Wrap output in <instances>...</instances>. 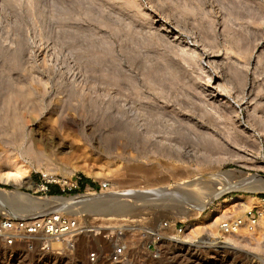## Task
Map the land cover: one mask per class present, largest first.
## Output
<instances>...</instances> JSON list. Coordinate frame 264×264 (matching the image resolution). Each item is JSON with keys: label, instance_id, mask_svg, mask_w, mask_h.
<instances>
[{"label": "rangeland", "instance_id": "1", "mask_svg": "<svg viewBox=\"0 0 264 264\" xmlns=\"http://www.w3.org/2000/svg\"><path fill=\"white\" fill-rule=\"evenodd\" d=\"M17 94L31 95L28 106ZM0 121L2 162L26 172L19 191L114 194L138 215L54 210L88 231L77 250L61 236H42L47 248L32 251L0 242V264H81L87 245L102 242L97 231L114 226L126 229L129 248L119 264H264V190L219 195L237 170L264 175V0H0ZM121 126L128 141L118 140ZM41 172L78 187L51 184L65 188L51 194L38 186ZM82 178L89 183L79 189ZM0 189L15 188L0 180ZM4 207L34 217L22 200ZM172 218L184 220L181 242L161 241L152 257L140 230L160 232ZM235 218L236 231L220 230Z\"/></svg>", "mask_w": 264, "mask_h": 264}, {"label": "built area", "instance_id": "2", "mask_svg": "<svg viewBox=\"0 0 264 264\" xmlns=\"http://www.w3.org/2000/svg\"><path fill=\"white\" fill-rule=\"evenodd\" d=\"M66 184L68 190L78 187L77 182H68L60 179L49 172H41L40 183L38 186L48 191L51 184ZM110 188L109 182L102 181L99 183L100 191H106ZM65 191V188L61 189ZM97 193V192H96ZM102 193V192H100ZM262 208H264V196L260 199ZM250 209L245 213L246 227L253 228L256 221L255 213ZM259 214L258 210L256 211ZM182 219H170L162 222L160 232L151 226H144L139 232V236L147 241L146 248L156 257L159 250L158 244L165 240L172 244H179L183 232ZM243 224L242 218L224 220L219 223L220 230L224 233L236 231ZM130 228L133 225H126ZM111 232L104 230L97 231V236L101 241L91 242L87 245L85 255L81 264H99L98 262L105 259L110 264H119L127 259L128 245L125 242V230L122 227L114 226ZM87 230L82 227L78 221L72 217L61 213H48L38 217H17L4 214L0 211V242L5 246L21 245L28 251L37 247L47 248L42 245V236H61L64 238V246L67 251L75 252L79 238L84 236ZM104 242V243H103ZM40 244V246H38ZM109 245V250L104 248ZM49 248V247H48ZM108 263V264H109Z\"/></svg>", "mask_w": 264, "mask_h": 264}, {"label": "bare ground", "instance_id": "3", "mask_svg": "<svg viewBox=\"0 0 264 264\" xmlns=\"http://www.w3.org/2000/svg\"><path fill=\"white\" fill-rule=\"evenodd\" d=\"M23 93V92H22ZM26 94H28V93H26ZM25 94V95H26ZM18 95V99L20 100L21 99V104H24V103H26L27 104V102H29V99H30V97H31V95L30 96H24V97H20L21 95L20 94H17ZM20 95V96H19ZM16 97V96H15ZM17 98V97H16ZM12 100V99H11ZM15 100H17V99H15ZM18 102V101H17ZM6 103V102H5ZM13 104V103H12ZM10 105V104H9ZM17 105V104H16ZM25 105V104H24ZM27 106H28V104H27ZM15 107V106H14ZM11 108V107H10ZM12 110V109H11ZM15 110V109H14ZM22 111V110H21ZM13 112H15V111H13ZM16 112H17V109H16ZM15 112V113H16ZM32 113V112H31ZM9 114V113H8ZM19 114V113H18ZM14 115V114H13ZM7 116V115H6ZM15 117H13L12 119H10L11 120V124L12 125H15L14 126V128H16V126H19L18 124H17V121H18V119H17V117H19V116H17L16 117V115H14ZM4 117H5V115H4ZM12 117V116H11ZM2 119V118H1ZM4 120H7V118H5V119H3L2 121H4ZM1 122V121H0ZM5 125V124H4ZM11 126V125H10ZM124 126V125H123ZM3 127V126H2ZM122 127V126H121ZM119 127V130H118V133H117V136H118V140H120V139H124L128 134H131V133H128L127 135H126V133L127 132H125V130H124V128L122 127ZM4 130V129H3ZM12 130H14V129H12ZM15 131H16V129H15ZM19 130H17V132H18ZM132 131V130H131ZM3 132V131H2ZM14 132V131H13ZM12 133V132H11ZM130 136H132V135H130ZM6 137V136H5ZM128 137V136H127ZM126 140L127 139H129V138H125ZM121 140V141H122ZM125 141V140H124ZM124 141H122V143H121V147H122V144H123V142ZM128 141V140H127ZM125 143V142H124ZM1 147V146H0ZM124 147V146H123ZM122 147V148H123ZM1 151V150H0ZM165 154V153H164ZM2 159H3V153H2V151L0 152V180L1 181H5V182H11V184L14 186V190H11V191H4V190H2V189H0V208L3 210V212H5L4 210L6 209V207H4V204H8L9 203V200H12V199H18V200H22L24 203H26V206L28 207V209L32 212V213H34V217H38V216H42V215H46V213L48 214V213H50V212H52V211H54V210H57V209H59V210H62V212L63 213H67V214H69V215H75V216H78V214L81 212V211H79V210H77L78 209V201L79 200H81V199H84V198H88V197H91V196H88L87 194L86 195H84V194H80V195H82V196H79V194L78 195H72V196H67V197H55V196H51V197H46V198H43V199H36L35 197H33V196H30V195H28V194H25V193H23V192H21V191H19V189H18V187H17V180L18 179H22L23 177H26V172L24 171V170H22V169H20L18 166H17V164L15 163V162H13V163H9V162H7V161H5L6 163H3L2 162ZM152 171V170H151ZM150 171V172H151ZM145 172V171H144ZM234 172V171H233ZM153 174L155 173L154 172V170H153V172H152ZM231 174V173H230ZM147 175V174H146ZM243 177H245V178H247L246 176L248 175V174H241ZM154 176H155V174H154ZM249 176V175H248ZM255 181L257 180V181H260V180H262V178L260 179V178H253ZM28 181H27V183L28 184H30L31 186H33L34 187V185H33V183L29 180V179H27ZM106 191H108V190H106ZM180 191H181V189H180ZM159 193H161V191L159 192ZM105 194V193H104ZM154 194V193H153ZM77 196H79V197H77ZM93 196V195H92ZM105 196L106 197H108V198H118V199H122V200H124L123 198H120L118 195H114V194H112V195H109V194H105ZM211 200V199H210ZM32 201H37V202H39V203H44V205H41L40 207H38L37 209H31V207H30V203L32 202ZM127 201H130V200H127ZM132 202V201H131ZM204 203V202H203ZM259 203V205H260V202H258ZM197 207V206H196ZM200 207V206H199ZM198 208V207H197ZM77 210V211H73V210ZM220 209H221V204H217L216 206H214V208L213 209H211L210 210V212H209V214H207V216H205V220H209L211 217H214L215 215H217V213L220 211ZM35 213H38L39 215H36ZM90 216V215H89ZM135 216H138V215H134V214H132V215H124V216H119V217H117V216H108V217H97V216H91L92 217V219L94 218V219H105V218H115V219H117V218H123V217H130V218H134ZM31 218H32V216H31ZM260 218L261 219H263L264 218V216H260ZM123 220H125V219H123ZM50 237H53V236H50ZM206 243V242H205ZM202 244V243H201ZM207 245H216V246H218L219 244H224V242H217V243H206ZM205 244V245H206ZM200 246V245H199ZM204 247V246H203ZM218 247H220V246H218ZM221 247H224V246H221ZM204 248H207V246L206 247H204ZM215 248V247H214ZM185 249V248H184ZM195 249V248H194ZM200 249V248H199ZM186 250V249H185ZM187 250H188V248H187ZM190 250V249H189ZM194 251V250H193Z\"/></svg>", "mask_w": 264, "mask_h": 264}, {"label": "water", "instance_id": "4", "mask_svg": "<svg viewBox=\"0 0 264 264\" xmlns=\"http://www.w3.org/2000/svg\"><path fill=\"white\" fill-rule=\"evenodd\" d=\"M237 172L239 173L237 182H234L232 180L231 175L228 176L229 179L225 181L224 189L221 192H219V195H222L224 191L238 190V191L250 192L256 190H264V175L254 174L262 177V180L255 181L252 177L249 178L243 177L241 175L244 173L242 170H237ZM73 195H77V194H73ZM54 196L67 197L64 195H54ZM68 196H72V195H68ZM41 205H44V203H39L37 201H32L30 203V207L33 210L37 209ZM134 207H135L134 202L122 200L118 198H108L105 196L104 193L99 192L91 197L79 200L77 210L81 211L80 213L87 214L88 216L90 215L97 217H108V216L119 217V216L132 215L134 213H137ZM77 210L75 209L73 211H77Z\"/></svg>", "mask_w": 264, "mask_h": 264}, {"label": "trees", "instance_id": "5", "mask_svg": "<svg viewBox=\"0 0 264 264\" xmlns=\"http://www.w3.org/2000/svg\"><path fill=\"white\" fill-rule=\"evenodd\" d=\"M87 183H89V180H87L86 178H82L81 180H80V188L79 189H83L84 188V186H85V184H87ZM93 185V184H92ZM49 192L51 193V194H61V193H63V191H61L59 188H55V187H53V186H51L50 188H49Z\"/></svg>", "mask_w": 264, "mask_h": 264}]
</instances>
